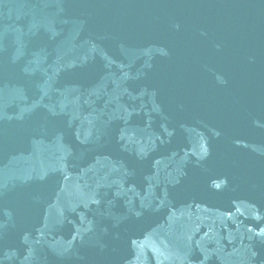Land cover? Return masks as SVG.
<instances>
[{"label":"water","instance_id":"water-1","mask_svg":"<svg viewBox=\"0 0 264 264\" xmlns=\"http://www.w3.org/2000/svg\"><path fill=\"white\" fill-rule=\"evenodd\" d=\"M0 264H264V0H0Z\"/></svg>","mask_w":264,"mask_h":264}]
</instances>
